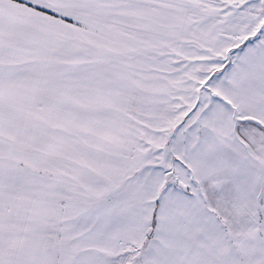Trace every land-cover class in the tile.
<instances>
[{
	"label": "crops",
	"instance_id": "0c3cea01",
	"mask_svg": "<svg viewBox=\"0 0 264 264\" xmlns=\"http://www.w3.org/2000/svg\"><path fill=\"white\" fill-rule=\"evenodd\" d=\"M62 1L0 0V264H119L134 252L141 258L153 227L148 192L153 197L163 192V200L168 196L174 202L152 221L157 225L151 229L145 264H242L229 232L211 218L229 219L215 198L226 194L234 200L239 188L219 178V168L212 170L221 160L208 140L221 137L222 122L264 132L260 23L239 22L229 32L237 35L229 38L224 30L213 29L211 18L199 15L203 6L213 7L212 0L205 5L195 0H81L77 14ZM197 23L206 36L195 37ZM186 26L187 41H182ZM213 30L211 41L207 36ZM232 41L228 52L210 51L212 42ZM153 47L162 54L152 56ZM146 76L157 77L171 93L169 98L161 93L157 101L167 107L165 114L159 110L161 126L153 135L164 140L155 146L182 170L163 162L165 172H175L173 179L168 173L137 170L135 189L129 176L128 191L104 195L108 183L123 177L119 172L125 169L117 166L115 156L126 143L127 108L133 106L136 89L147 90ZM177 105L188 117L183 127L177 125ZM215 109L228 120H216ZM209 113L214 122L195 125ZM182 178L197 195L191 205L182 198L189 189H177L175 182ZM212 202L220 204L224 215ZM188 206L198 212L191 220ZM236 206L237 219L244 210ZM196 245L206 257H200L203 250L197 258L165 256Z\"/></svg>",
	"mask_w": 264,
	"mask_h": 264
},
{
	"label": "rangeland",
	"instance_id": "374dc122",
	"mask_svg": "<svg viewBox=\"0 0 264 264\" xmlns=\"http://www.w3.org/2000/svg\"><path fill=\"white\" fill-rule=\"evenodd\" d=\"M63 1L64 3H62L61 5H64L72 13L77 14L76 12H79L77 11V8H80L79 4L81 0H63ZM193 1L194 0H173V2L180 4H190ZM196 1L197 3L203 5H205V3L207 2L206 0H195V2ZM212 1L213 3H215L213 4V7L209 8L208 6H203V9L202 11L199 12V15L203 16L202 19L211 18L214 30H218L220 31V33L221 30H224V34L229 38H231L236 36L237 32L235 34H231L229 32L237 29L238 25L242 21H245L248 22V24L260 23L262 29L261 33L264 34V0H257L256 2L255 0H218L219 3L216 2L215 0ZM219 4H221L222 6H220ZM87 13L90 16L91 11L89 10ZM152 13L156 14V10H154ZM67 14H69V16L71 15L70 17L77 18V15L75 14H70V13ZM142 16H145V13ZM147 22L148 25L144 24L145 28L147 27L149 28V25L151 24V22L149 21ZM224 22L226 23L225 25L222 26V23ZM198 23L195 27L197 34L195 35V37L198 38L199 36H206L202 33L203 25ZM219 24L221 25L219 26ZM187 29L188 26L185 27V33L182 36V41H187V34H186ZM214 30L213 32H211V35L207 36L210 38L211 41L213 40L212 36L215 35ZM119 34L121 35V33H118V35ZM213 43L214 42L211 43L210 51L217 52L219 50L225 51L227 48H230L231 45H233L234 41L228 43L224 42L222 43V45L216 43L212 45ZM139 44L141 43L139 42ZM194 45H199L198 40L194 43ZM153 48L154 49H152L151 55L153 54L154 56H159L162 54L160 49L158 50L156 49V47ZM151 55H149V58ZM176 56L177 55H174L175 62L177 61ZM156 60H160V58H157ZM179 62L183 63L187 61H184L183 59H179ZM151 66L153 68L155 67L153 65ZM183 67L184 65H180L179 67H176V69H181ZM139 77L141 78V75ZM146 78L148 80L147 90L143 92L140 91L139 89H136L133 95V106L127 108L128 117L126 119V130L123 131L122 133V137L126 136L125 141L127 144L122 142L121 148H117V154L115 156V161L117 163V166L120 167L119 164H123V167L125 169V170L120 169L121 171L119 172L120 173L119 176H123V177L116 178V180L111 181V183H108L109 188L107 190L103 189L104 195L122 194V192H124L125 190L128 191L130 188L128 181L131 180L130 178H128L129 176L133 177L132 184H133V189H135L137 185L136 184L137 181H135L134 178L136 176L137 170L140 173H142L144 169H146L148 171H156L161 174H166L168 172H165L163 168L164 163L168 164L170 168H172L171 165L174 163L173 165L174 168L176 169L180 168L182 170L181 168L182 165L179 162L176 161L171 162L172 161L171 157H168L167 151H165V154H163L162 150H159V148L155 146L156 144L158 145L159 142L162 143L164 140L158 138L156 139L155 136L153 135L156 127L161 126V123H158L160 119L157 118L159 117L158 116L159 110L162 109V111H164L165 114V109L167 107L165 105L166 104L165 101L159 104H157V101L161 93L164 94V98H169L171 93L166 91V85L157 81V77L146 76ZM143 82H145V79ZM140 84H141V88H143L144 85L142 83ZM203 104H204V99L201 100L200 106H202ZM174 109L179 119L177 125H179V127H183L188 117L182 114V108H179L178 105L174 107ZM190 112H193V109H191ZM213 112L215 114L216 120L219 119L220 121V118H223L224 121L225 119L228 120L225 116H222L225 114H222L221 116L218 115L219 113L216 109ZM232 113L233 110L231 114ZM174 115L176 114L174 113ZM178 119L176 120V122L178 121ZM213 120L214 119L212 117V114L209 113L207 117L206 116L198 117L196 119L195 125H197L198 127L201 126L206 127L205 126L206 124L208 127L209 123L214 122ZM148 121L150 124H148ZM221 125H223L221 129H224V131L221 133V137L215 139L216 136L214 135L215 137H212L211 140H208L209 142L211 141L212 144H210L206 140V138L204 139V142H207V144H210L217 150L218 155H216L215 157L218 158L219 161L221 160L220 161L221 165L220 164L212 165L213 166L212 170H216L219 168L221 170V173H219V178L225 179L226 181L230 180L233 186H237L239 188V189L236 188L237 191H239V193H237L234 200L232 199L231 196H227L226 194L220 195L218 198L217 197L215 198V201L223 205V208L229 212V214H227L229 216V219H227V221L221 220L223 218L215 217L212 214H211L212 215L211 218H213L216 224L218 223V225H220L221 229L224 232L225 231L229 232L228 237L231 239V242L235 243L232 249L236 253L237 257L239 259H242V264H264V132H258L256 128L254 130L252 127H250L249 130H246L245 125L243 123L237 124L234 122L231 124L230 123L226 124V122H222ZM166 131L169 132L170 129ZM172 132L173 131H170V133ZM246 132H250L251 134L250 137H245ZM133 134L134 136L136 134L138 137L134 138ZM163 155L165 157H163ZM160 159L162 160V162ZM145 164H147L148 167L144 168L143 166ZM174 173H175L174 171L172 172L170 171V173L166 174L167 175L166 177L169 179L170 178L173 179V177H175ZM185 175L189 180L190 179L192 180L191 182L193 184H195V178H193L191 174L189 176V172L188 173L185 172ZM191 182L186 181L185 179H183V181L175 182L177 186L178 184L181 183L185 186V188L187 187V189H189V192L182 194V198L186 200L188 205L193 204L192 199H195L197 196L193 191L194 188L191 186ZM211 183L212 181L208 180L207 182L208 186L211 185ZM257 186L259 187L257 188ZM178 188L180 187H177V189ZM165 189L166 187L164 188V191L167 190ZM162 190L163 188L160 189V191ZM208 190L209 187H207V191ZM142 192H147V190H143ZM259 194H260V204L257 203L255 204V196ZM123 195H127V192L123 193ZM131 195L132 194H129L127 196H131ZM145 195H146V204L148 206V214L151 219V223L149 224V227L151 226L153 227L150 228L149 235L147 238L148 240L145 242L144 247L145 248L147 247L146 250L148 248L150 250L152 246L151 242L153 239L151 238L153 234L151 229L155 228L157 225V224L155 225L152 224V221L155 220L157 214L158 215L162 214V212L166 209V205L168 203L174 201L172 199H169L168 196L163 200L164 198L163 192L161 194L157 193L154 197L150 192H148ZM238 197H239L238 201H241V203L236 204V199ZM219 203L212 202V205L215 206L218 210H220V213L224 215V210L222 209ZM236 205L240 206V208H243L244 210L243 213L238 215L242 217L237 219L234 218V214L237 213ZM182 206H187V205L185 202H183ZM205 207L209 208V206L207 205ZM187 212L190 220L191 217L195 218L198 215L197 210H193L189 206L187 208ZM230 214L233 216H231ZM219 233L220 235L223 234L221 232ZM238 242L240 243L238 244ZM198 245H202V244H198ZM146 250L144 248L141 250L142 252L141 258L139 257L138 253L134 252V254H132V259L126 261L125 263L119 262V264H145L143 257H145L146 255L147 252ZM199 250H203L201 251L202 255L200 257L201 258L206 257V255L204 254L203 247L197 245L196 248H190L189 250L186 251H183V249H178L173 252H168L171 253V255H165V256H167V258L168 257L197 258L199 257L197 255V252ZM149 255L151 258H153L151 251L149 252Z\"/></svg>",
	"mask_w": 264,
	"mask_h": 264
},
{
	"label": "water",
	"instance_id": "95a60500",
	"mask_svg": "<svg viewBox=\"0 0 264 264\" xmlns=\"http://www.w3.org/2000/svg\"><path fill=\"white\" fill-rule=\"evenodd\" d=\"M178 187H180L182 190L186 191V188H185V186H183L181 183H180V184H178Z\"/></svg>",
	"mask_w": 264,
	"mask_h": 264
}]
</instances>
